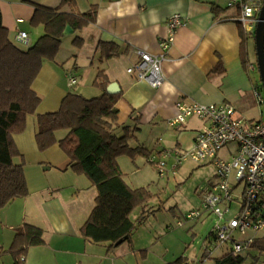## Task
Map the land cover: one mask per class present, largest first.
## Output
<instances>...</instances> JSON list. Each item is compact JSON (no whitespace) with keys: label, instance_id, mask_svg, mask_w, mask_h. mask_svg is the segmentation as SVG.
<instances>
[{"label":"crops","instance_id":"crops-1","mask_svg":"<svg viewBox=\"0 0 264 264\" xmlns=\"http://www.w3.org/2000/svg\"><path fill=\"white\" fill-rule=\"evenodd\" d=\"M232 2L0 0L2 25L8 30L9 40L20 49L26 48L15 42L19 31L27 34L29 46L43 35L42 26L33 27L30 23L37 6L66 13L84 14L92 8L97 11L93 24L63 36L54 62H45L32 83L31 89L40 102L34 113L27 116L23 133L13 137L23 158L28 195L1 209V234L6 229L15 233L27 223L42 229L43 248L52 251L58 264H84V258H102L92 246L101 244L90 243L80 234L95 205V187L85 176L68 169V157L58 143L39 151L35 140L38 116L56 112L68 93L84 97L101 94V89L94 85L100 72L106 77L107 86L115 82L119 88L115 104L117 126L136 127L131 146L140 145L150 154L162 147L157 143L148 148L138 138L142 128L154 134L168 127L176 135L173 148L189 149L195 133L206 125L205 121L191 117L175 127L168 126L167 122L176 116L175 104L181 99L202 105L228 103L234 107L237 118L250 122L264 120V104H258L253 96V90H257L264 97L259 74L255 77L258 67L254 33L243 29L238 21L239 9ZM174 14L181 15L185 23L176 30L169 49L162 51L159 41L166 36V21ZM74 37L82 39L80 47L72 44ZM100 43L117 45L118 56L100 59L97 50ZM138 51L164 56V81L159 88L153 89L126 72L137 61ZM250 65L254 68L250 69ZM69 78L75 79L74 85L69 84ZM67 134V130H60L54 135L58 142ZM13 162L18 164L21 159L14 158ZM117 163L125 181L122 171L125 163L119 158ZM130 235L110 244L108 256L117 259L135 252ZM0 251L7 250L0 247ZM32 251L25 255L23 263L39 264L44 258L42 254H47Z\"/></svg>","mask_w":264,"mask_h":264},{"label":"trees","instance_id":"trees-1","mask_svg":"<svg viewBox=\"0 0 264 264\" xmlns=\"http://www.w3.org/2000/svg\"><path fill=\"white\" fill-rule=\"evenodd\" d=\"M96 12V8H92L84 14L66 13L37 6L30 23L33 27L42 26L43 35L26 49L18 48L9 40L0 13V209L28 195L23 158L13 137L23 133L27 116L34 113L40 102L31 89L32 83L45 62H54L66 26L73 31L81 30L95 22ZM72 44L80 47L82 39L74 37ZM97 50L100 59L114 58L119 52L113 43H100ZM107 84L100 72L94 82L101 89L100 95L86 98L68 93L56 112L38 116L35 136L39 151L58 143L68 157V169L85 176L95 187V205L80 229L82 238L93 244H113L129 236L146 219L142 213L132 220V211L144 208L152 197L147 188H130L119 169L117 159L120 156L134 160L140 155L147 160L150 151L140 145L131 146L136 127L117 126L115 104L119 94L107 93ZM60 130H67L68 134L57 142L54 134ZM118 130L121 133H117ZM14 158H20L21 162L14 163ZM259 239L255 248L264 250ZM44 244L42 229L24 223L15 230L8 250L0 251V257L8 254L13 264H22L30 247ZM245 254L235 256L225 252L213 259L212 264H243ZM165 264L188 262L178 257Z\"/></svg>","mask_w":264,"mask_h":264},{"label":"built area","instance_id":"built-area-1","mask_svg":"<svg viewBox=\"0 0 264 264\" xmlns=\"http://www.w3.org/2000/svg\"><path fill=\"white\" fill-rule=\"evenodd\" d=\"M232 3L239 9L238 21L243 29L254 33L264 1L233 0ZM184 21L179 14L168 18L167 34L159 41L162 51L169 49ZM15 42L25 48L29 46V38L23 31L16 34ZM137 55V61L126 72L153 89L159 88L164 81V56L141 51ZM69 84L74 85L75 79L69 78ZM253 96L258 104H264V97L257 90H253ZM175 109L176 116L167 122L168 126L175 127L191 117L205 121L206 125L195 133L191 148L161 149L151 153L147 162L155 166L161 178L170 171L174 173L186 161L212 163L216 181L199 192L200 207L190 211L186 219L213 215L217 223L209 239L214 249L225 248L235 256L249 252L258 239L256 234L264 229V120L250 122L237 118L234 107L228 103L202 105L181 99ZM230 145L235 146V154L230 159L220 158V150ZM234 203L237 208L233 207Z\"/></svg>","mask_w":264,"mask_h":264},{"label":"rangeland","instance_id":"rangeland-1","mask_svg":"<svg viewBox=\"0 0 264 264\" xmlns=\"http://www.w3.org/2000/svg\"><path fill=\"white\" fill-rule=\"evenodd\" d=\"M258 74L257 71L256 78ZM138 138L148 148L158 143L161 149H171L176 143L174 130L168 127L154 134L142 128ZM234 154L235 146L230 145L220 150L218 156L230 159ZM119 159L125 163L122 164L125 181L134 188H147L152 194L144 208L137 207L131 214L132 220L142 213H145L146 219L130 235L135 252L116 259L113 255L108 256L111 243L92 245L95 253L102 258L92 260L84 258V264H165L173 262L178 257L186 259L188 264H212L213 259L226 252L225 248L214 249L210 242L209 235L217 223L213 215L204 214L196 220L186 219L190 211L200 207L199 192L216 181L212 163L196 164L186 161L174 173L170 171L166 177L161 178L155 166L148 163L144 156H136L134 160L120 156ZM233 207L237 208V205L234 203ZM178 222L181 223L180 226L177 225ZM8 230L6 229L3 234L0 231L2 250H8L13 240L14 233ZM256 237L260 238L259 241L264 245V229L258 232ZM30 250L47 252L41 253L44 258L39 264H58L52 251L45 247H30L27 253ZM112 258L114 260L111 262ZM0 264H13V259L10 255L3 254L0 257ZM243 264H264V250L255 248L254 245L253 249L244 255Z\"/></svg>","mask_w":264,"mask_h":264},{"label":"water","instance_id":"water-1","mask_svg":"<svg viewBox=\"0 0 264 264\" xmlns=\"http://www.w3.org/2000/svg\"><path fill=\"white\" fill-rule=\"evenodd\" d=\"M73 30L66 26L63 35L72 34ZM254 44L256 52V61L258 72L262 84V89L264 91V3L258 14V22L254 30ZM106 92L115 95L119 92L117 83L113 82L109 84L106 88Z\"/></svg>","mask_w":264,"mask_h":264}]
</instances>
